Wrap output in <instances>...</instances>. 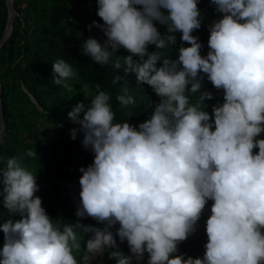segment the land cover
<instances>
[{
	"label": "clouds",
	"instance_id": "obj_1",
	"mask_svg": "<svg viewBox=\"0 0 264 264\" xmlns=\"http://www.w3.org/2000/svg\"><path fill=\"white\" fill-rule=\"evenodd\" d=\"M209 2L219 15L208 23L202 55L193 35L204 22L199 0H96L102 23L88 29L105 39L82 40L81 54L123 69V76L112 71L111 80L120 86V107L136 104L129 74L158 102L133 125L116 120L112 96L100 83L80 88L88 102L67 113L79 126L71 139L81 133L93 160L79 168L74 222L48 214L36 195V174L22 158L0 156L7 213L0 218V264H93L105 255L115 264H142L145 256L146 264H264V0ZM166 49L171 54L160 51ZM121 50L127 54L118 55ZM52 71L55 86L75 90L72 64L57 59ZM205 78L223 93L211 112ZM25 155L37 157L31 149ZM209 201L203 256L180 253ZM86 219L103 228L81 223ZM125 242L128 254L119 247Z\"/></svg>",
	"mask_w": 264,
	"mask_h": 264
},
{
	"label": "rangeland",
	"instance_id": "obj_2",
	"mask_svg": "<svg viewBox=\"0 0 264 264\" xmlns=\"http://www.w3.org/2000/svg\"><path fill=\"white\" fill-rule=\"evenodd\" d=\"M14 3L16 5L19 3L20 13L18 14ZM209 3L208 1L201 7V15L205 13V10H208L209 13L215 11ZM13 7L15 9L13 22H15V17H18L16 28H19L17 31L19 33L14 39L15 44L0 49V76L5 84L6 104L11 115L10 139L13 143L9 155L10 158L15 156L22 158L23 166L36 174L37 184L40 188L36 195L42 198V206L48 214L53 218H59L62 217L59 204L70 201L69 187L63 188L61 183L64 173L69 164H73L80 176L79 168L91 164L93 156L82 146V134L78 133L77 138L72 140L70 130L74 127L67 130L63 124L56 122L49 113L38 107L33 96L27 93V88L16 77V74L26 67V62H19L21 59L17 56L16 47L20 44L18 41L29 42L34 51L39 50L41 45L57 48L61 55L63 54L64 60L72 64L78 72L79 78L69 82L76 91L68 93L62 88H58L59 93L66 98L68 103L63 112L70 111V108L78 102H88L80 92V88L84 84L100 83L101 88L112 96L113 106L117 105L115 96L119 90L113 89L107 78L98 75L94 70L95 64L89 57L81 54L82 40L91 37L103 44L105 39L99 29L95 27H92L91 30L88 29V26L92 24L91 16L96 15L97 12L96 0H13ZM7 18L6 0H0L1 38L4 33L1 31L6 26ZM68 27L72 30L66 31ZM39 28L44 29V34H39ZM193 35L199 37L203 45L201 53L206 55L208 36H201L200 32ZM179 37L180 34L177 33V45L175 46L177 48L180 44ZM126 54L124 50L118 53L121 56ZM169 54H171V49H169ZM173 58H175L174 55ZM203 87L211 91L214 96L213 100L206 101L209 105L207 110L211 112L212 105L223 102V93L217 91L206 78ZM65 117H68L67 114ZM64 120L66 122V118ZM30 149L36 151L35 159L25 155L26 151ZM59 187L62 188L61 191H57L60 189ZM0 236L3 238V233H0ZM200 238L201 234L197 233V243L200 242Z\"/></svg>",
	"mask_w": 264,
	"mask_h": 264
},
{
	"label": "trees",
	"instance_id": "obj_3",
	"mask_svg": "<svg viewBox=\"0 0 264 264\" xmlns=\"http://www.w3.org/2000/svg\"><path fill=\"white\" fill-rule=\"evenodd\" d=\"M209 0H199V8L201 10V7L205 5L206 2ZM15 2V1H14ZM18 4L14 3V6L16 8L17 14L20 13V9L18 8ZM209 5H211L209 3ZM202 14V13H201ZM218 13L215 11H212L211 13L208 12V10H205V13H203L204 22L202 23V27L200 30L196 31L193 34H197L200 32L201 36H209L208 32V23H210L212 20L216 19L218 17ZM91 20L102 23V21L99 20L97 15H92ZM16 24H18V17H15V22H13V31L10 35V37L7 39V41L0 47L4 48L6 46H12L15 44L16 36L19 32V28H16ZM6 25V24H5ZM4 28H2V31H4ZM163 32V28L160 29ZM39 34H44V29L39 28ZM1 38V37H0ZM1 40V39H0ZM18 41V40H17ZM20 44L16 47L17 50V56L20 57V61L26 62V67L23 71L16 74V77L18 80L22 83L23 86L27 88V93H30L34 100L36 101L38 107L43 109V111L50 114V116L57 122L63 124L67 130H70L72 127L78 128V125H74L68 117H65V114L67 112H63V109L68 105L66 98H64L59 93V86H55L52 82L53 80V71H52V64L57 59H64L63 54L61 55V52L57 48H49L47 46L41 45V48L37 51H34L32 47H30V43L26 41L19 40ZM17 42V43H18ZM155 49V48H150ZM156 50V49H155ZM165 53V55L169 54V49L166 50H160ZM92 63H94L92 61ZM95 64V63H94ZM94 70L97 72L98 75L103 76L107 78L111 83L112 80V71H116V74L123 76V69L121 70H113L111 69V66H100L96 65L94 66ZM18 72V70H17ZM1 77V93H0V100H1V106L3 110V121L5 124V129L3 132V137L0 142V156L4 157L5 160L7 157L10 158V153L12 151L11 145L12 140L10 139V132H11V115L10 111L6 104V98H5V84ZM126 80L128 81V84L131 88V93L135 96L136 101L135 105H131L127 108H122L115 104L114 111L116 113V120L119 121H126L128 120L129 123L133 125H138L140 122H143L145 119L148 118L150 112H151V105L158 100V98L155 96V94L152 92L150 87L145 85H138L136 82V78L134 74H129L126 77ZM113 86V85H112ZM42 89L40 90V88ZM119 85L113 86V89L119 90ZM39 88V89H38ZM26 96V95H25ZM74 106V105H73ZM71 110V108H70ZM66 118V122L64 120ZM2 166V165H0ZM79 175L77 174L76 167L73 164H69V167L67 171L63 175V182L62 186L63 188L69 187V197L70 201L60 203V209L62 211V217H64L66 220L69 221H75L76 217L74 215L76 206L79 203ZM57 189V191H61L62 188ZM211 201H209L206 210L199 221L198 229L196 233L192 236H190L185 242H183L179 246V251L182 254H187L188 256H192L193 258L202 257L204 253V245L207 242L206 232H205V222L210 215V207H211ZM0 216L2 215L3 218H7V213L2 208V203H0ZM17 219L19 217H16ZM67 222V221H65ZM81 223L85 225L92 226L94 228H103V225L96 224L91 219H86L81 221ZM197 233L201 234L200 242L197 243ZM90 237V234H89ZM89 237H86L89 238ZM118 244L119 241L117 240ZM3 246V238L0 236V248ZM86 247V245L82 244V248ZM120 250L124 254H128V248L126 242L124 244L119 245ZM147 256H145L144 264H146ZM93 264H115L114 261L107 260V256L105 255L102 258H97L95 261H93Z\"/></svg>",
	"mask_w": 264,
	"mask_h": 264
},
{
	"label": "water",
	"instance_id": "obj_4",
	"mask_svg": "<svg viewBox=\"0 0 264 264\" xmlns=\"http://www.w3.org/2000/svg\"><path fill=\"white\" fill-rule=\"evenodd\" d=\"M6 6H7V12L9 13V11L11 10L12 12V17L14 19V15H15V9L13 7V0H10V2L8 3V1L6 0ZM12 23L13 21L11 22V27H12ZM7 41V39L5 40H0V47ZM0 93H1V86H0ZM4 129H5V126H4V121H3V110H2V106H1V103H0V133L3 135V132H4Z\"/></svg>",
	"mask_w": 264,
	"mask_h": 264
},
{
	"label": "bare ground",
	"instance_id": "obj_5",
	"mask_svg": "<svg viewBox=\"0 0 264 264\" xmlns=\"http://www.w3.org/2000/svg\"><path fill=\"white\" fill-rule=\"evenodd\" d=\"M7 1H8V3L10 2V0H7ZM12 16L13 15H12V12L10 10L8 13V18H7L6 26L4 29L3 36H2V40L8 39L12 33L13 23H12V27L10 25L11 22L14 20ZM2 137H3V135L0 133V142L2 140Z\"/></svg>",
	"mask_w": 264,
	"mask_h": 264
}]
</instances>
